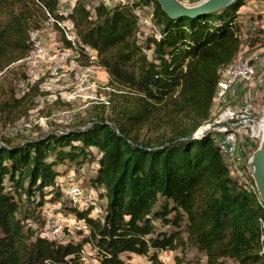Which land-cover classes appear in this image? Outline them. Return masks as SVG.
<instances>
[{"label": "trees", "instance_id": "16d2710c", "mask_svg": "<svg viewBox=\"0 0 264 264\" xmlns=\"http://www.w3.org/2000/svg\"><path fill=\"white\" fill-rule=\"evenodd\" d=\"M57 3L0 0V73L27 56L30 30L49 15L62 17ZM149 3L159 35L142 37L134 8ZM243 4L169 17L156 0L110 7L74 0L65 17L79 43L96 52L110 93H130L113 105L116 118L0 139V264H86L85 245L94 250L93 264H125L123 254L162 264L165 250L179 251L174 261L182 264L191 249L204 264H264L258 194L229 169L214 130L194 135L211 116L221 72L242 48L236 12ZM34 88L0 108H18ZM143 128L154 136L139 135ZM90 158L95 166L86 180L104 198L102 214L89 216L65 197L61 209L83 219L88 232L77 241L42 235L38 209L47 196L63 197L55 180Z\"/></svg>", "mask_w": 264, "mask_h": 264}, {"label": "rangeland", "instance_id": "374dc122", "mask_svg": "<svg viewBox=\"0 0 264 264\" xmlns=\"http://www.w3.org/2000/svg\"><path fill=\"white\" fill-rule=\"evenodd\" d=\"M138 1L139 0L136 2ZM88 2L89 4H95L96 0H88ZM144 5H147L144 15L148 16L152 11L153 6L151 3ZM240 8H238V12H236L238 15L236 20H241L242 17L246 19V22L242 23L243 33L248 32V28L250 26L248 23L249 19L253 20L255 25L259 24V28L254 31L262 29L260 27L259 18L261 15H264L262 12L264 11V2L260 0H244V4ZM261 20L264 23V17H262ZM215 21H217V19H215ZM139 26V33L142 37L151 35L155 31H153L149 25L141 24ZM40 29L41 41L43 46L47 49L52 46L54 40L60 38V34H58L56 26L49 20L44 21ZM250 34L251 36H248L247 38H244L246 34L242 35L243 44L246 43V40L249 41V39L253 40L254 38H257V42L254 41L257 43H255L257 46L254 45V48L264 45L262 39H258V37L261 38L260 35H255L254 32ZM253 50H250L249 48L245 51L243 50L244 55L242 56L247 57L252 54L258 57L257 62L259 66L257 67V72L253 79L256 81L261 77V75H263L262 73L264 72V51L253 52ZM72 55L74 54H71V56H68L63 60L54 57L49 61L34 62L29 57V52L25 58L17 61L10 68L0 73V103L5 98L10 99V95L12 94L13 97L19 99L27 93L31 85L37 86V88L33 89L34 91L32 90L33 92L30 95H26V99L20 103L18 108H0V139H20L22 137H31L48 129H58L72 126L77 122H82L88 118L98 116L107 119H110L112 116L116 118L113 111V105L119 101L125 103V93H130V91L128 89L120 90L118 87L114 86L119 93L121 92V94H117V92L110 93L111 91L104 89L105 85L110 88L112 87V83L110 84L109 78L104 77L105 74H102L103 79L101 81L98 82L95 80L93 85L77 84L76 80L78 79L75 77L76 73H79L82 70V68H79L80 66L87 65L86 62H88V57L86 53H79L76 57ZM242 56L240 55V57ZM55 59L60 61L62 64L64 63L65 66L56 65V68L53 67L52 61ZM98 70H102V68L98 67ZM225 70L226 69H224L223 72H225ZM31 79H33V82H31ZM106 96H110L109 104H105L102 101ZM263 103L264 101L261 104ZM221 109L213 108L210 118H213L214 120ZM138 134L141 136L144 135L146 138L154 136V133L150 128H143L140 132H138ZM258 142L259 139L249 137L247 132H243L239 138L238 144H241V149L244 154L242 162L239 163L240 169L243 170L242 180L245 179L247 181H253L249 168L246 164V160L258 146ZM94 166L95 159L90 158L81 165L80 170L70 169L67 171V174L75 173L80 178L82 184L88 186L89 183L86 179L93 173L92 170ZM97 193L98 202L94 209V215H101L103 211L104 198L99 196L98 190ZM50 197L51 196H47L42 207L38 209V213L45 221L40 229H44V227H46L47 221H51L56 216H59V221L63 219L62 221L68 223V226H66L63 222V227L65 228L63 231L67 234V236L57 237L56 239L62 241L68 239H73L74 241L79 240L87 232L74 224L76 222V217L73 214H68L61 209V202L66 196L63 195L60 199H48ZM164 254L165 257H163L162 253L159 255L162 264H175L174 256L180 255L179 251L171 250H165ZM93 255L94 250H92L90 246L85 245L83 259L86 264H93L96 262ZM122 257L125 264H149L147 257L144 255L123 254ZM181 263L204 264V257L196 254L195 250L191 249L182 257Z\"/></svg>", "mask_w": 264, "mask_h": 264}, {"label": "built area", "instance_id": "2783aa9c", "mask_svg": "<svg viewBox=\"0 0 264 264\" xmlns=\"http://www.w3.org/2000/svg\"><path fill=\"white\" fill-rule=\"evenodd\" d=\"M137 0H96V3H101L107 7L116 4H129L132 5L136 3ZM185 2L195 1V0H182ZM74 0H58L56 13L60 18H54L49 15L48 19L52 24L56 26L60 38L53 41V44L48 49L43 46L40 38L41 27L32 29L29 31V41L31 45L30 58L36 61H49L54 57L59 59H64L71 54L72 56H77L80 54H85L88 57V62L93 64L95 67H100L96 64L97 56L96 52L89 46L81 45L78 41V36L74 30L73 24L69 18L65 16L71 10ZM147 5H138L134 8V13L138 18L139 25L145 24L149 25L153 29L154 35H159L158 24L154 21L152 16V11L148 16L144 15L145 8ZM264 13V11H262ZM258 57L256 55L240 57L237 58L226 68L225 72H221V77L218 81L215 99L221 100L225 98L226 94L233 86V84L238 80L249 81L252 80L257 72ZM92 69H89L88 78L85 85H93L94 80L90 78L92 76ZM33 82V79H31ZM87 83V84H86ZM104 89L112 91L113 88L109 86H104ZM109 96H106L102 101L108 104ZM264 119V103L257 106L253 102L247 101L238 106L226 105L217 114V117L209 118L204 122L194 133L197 135L204 130L212 129L215 131V139L218 143L220 150L225 155L228 161L229 169L237 175L243 176V170L240 169L239 163L242 162L241 153L238 149V142L241 134L247 132L251 138H260V132H255L254 127L259 125V123ZM253 182V181H252ZM248 188L256 191L254 183L246 180ZM55 187H57L64 196L75 206L78 210L89 209V216L96 217L94 215V209L97 205V189L91 185H83L80 178L75 173L66 174L64 176L58 177L54 182ZM257 193V191H256ZM262 211L264 214V204L260 201ZM61 215V214H60ZM59 216H56L53 220L47 221L46 227L42 229L41 234L48 237H66L67 234L64 233L63 222L59 221ZM63 218V216H62ZM70 218V217H69ZM71 220V218H70ZM73 220V219H72ZM75 220V219H74ZM262 228V240H264V217L259 219ZM68 226L66 222H64ZM74 223V221H73ZM78 227L84 229L88 232V228L83 219H76L74 223ZM69 228V227H67ZM84 254V250L82 252ZM163 257H165L164 251H161ZM82 254V259H83Z\"/></svg>", "mask_w": 264, "mask_h": 264}, {"label": "crops", "instance_id": "0c3cea01", "mask_svg": "<svg viewBox=\"0 0 264 264\" xmlns=\"http://www.w3.org/2000/svg\"><path fill=\"white\" fill-rule=\"evenodd\" d=\"M241 9V8H240ZM241 12V11H240ZM242 13V12H241ZM238 16V15H237ZM260 16V15H259ZM258 16V18H259ZM262 17H264V15H261ZM260 16V27L262 28L261 31V35L260 33H258V35L261 36L258 37V39H262V42L264 44V23L261 20ZM239 23H245L246 19H244V17H242V19L238 20ZM258 22V21H257ZM248 23L250 24L249 28H248V32L249 31H254L257 28H259V24L255 25L254 21L249 19ZM246 30V29H245ZM244 30V31H245ZM260 30V29H258ZM247 33H243L245 36L244 38H247L249 35ZM257 40V38H254ZM257 42V41H256ZM255 42V43H256ZM260 43V42H259ZM258 43V45H259ZM257 44V43H256ZM254 44V45H256ZM254 45H248V41L246 40V43L243 44L241 50L239 51L237 56H242L243 54V50L245 51L246 49H254L253 52H259V51H264V45L258 46V48H254ZM257 46V45H256ZM252 52V53H253ZM251 56H253L251 54ZM243 57V56H242ZM52 66L56 68V65H62L65 66V64L61 63L58 60H53L52 61ZM87 65H82L79 68H82V70L79 73H76V76L78 80H76L77 84H85V82L87 81L88 78V71L89 69H92V76L90 78H93V80L95 81H101L103 79L102 74H105L104 77L108 78V74L106 73V71L104 69L102 70H98V67H95L93 64H90L89 62H86ZM89 63V64H88ZM263 75H261L260 78H258L256 81L255 80H249V81H245V80H238L236 81L233 86L230 88V90L228 91V93L226 94L225 98H222L221 100H214V105L213 108L214 109H221L222 107L226 106V105H231V106H238L242 103H245L247 101L253 102L254 104H256L257 106H259L263 101H264V72L262 73ZM87 84V83H86ZM88 85V84H87ZM212 108V110H213ZM238 149L241 153V158H244V154L242 152L241 149V144H238Z\"/></svg>", "mask_w": 264, "mask_h": 264}, {"label": "water", "instance_id": "95a60500", "mask_svg": "<svg viewBox=\"0 0 264 264\" xmlns=\"http://www.w3.org/2000/svg\"><path fill=\"white\" fill-rule=\"evenodd\" d=\"M162 11L169 17H193L203 13L220 10L235 0H195L185 2L182 0H156ZM246 164L252 176L260 201L264 204V127L262 129L258 146L247 158Z\"/></svg>", "mask_w": 264, "mask_h": 264}, {"label": "bare ground", "instance_id": "6f19581e", "mask_svg": "<svg viewBox=\"0 0 264 264\" xmlns=\"http://www.w3.org/2000/svg\"><path fill=\"white\" fill-rule=\"evenodd\" d=\"M263 127H264V119L259 123V125H256L254 127V130L256 133L260 132V134H261Z\"/></svg>", "mask_w": 264, "mask_h": 264}]
</instances>
